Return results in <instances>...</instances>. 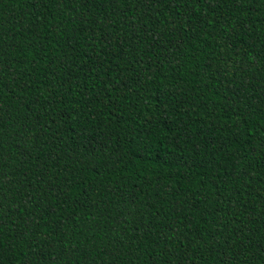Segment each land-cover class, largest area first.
Segmentation results:
<instances>
[{
    "label": "trees",
    "instance_id": "1",
    "mask_svg": "<svg viewBox=\"0 0 264 264\" xmlns=\"http://www.w3.org/2000/svg\"><path fill=\"white\" fill-rule=\"evenodd\" d=\"M0 264H264V0H0Z\"/></svg>",
    "mask_w": 264,
    "mask_h": 264
}]
</instances>
